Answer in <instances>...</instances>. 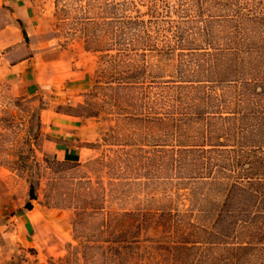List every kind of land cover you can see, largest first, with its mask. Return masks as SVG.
Here are the masks:
<instances>
[{"label":"rangeland","instance_id":"1","mask_svg":"<svg viewBox=\"0 0 264 264\" xmlns=\"http://www.w3.org/2000/svg\"><path fill=\"white\" fill-rule=\"evenodd\" d=\"M178 3L31 0L32 38L0 47V264H225L205 239L228 181L179 179L146 161L203 143L173 133L171 113H218L172 112L167 100ZM124 21L146 25L124 37ZM32 54L33 68L11 69ZM249 258L264 264V251Z\"/></svg>","mask_w":264,"mask_h":264},{"label":"trees","instance_id":"2","mask_svg":"<svg viewBox=\"0 0 264 264\" xmlns=\"http://www.w3.org/2000/svg\"><path fill=\"white\" fill-rule=\"evenodd\" d=\"M176 1L168 50L176 81L169 82L167 100L172 112L186 106L218 113H171L173 133L194 131L203 143L154 150L146 161L179 179L228 181L205 241L218 244L225 264H243L246 253L248 264L252 253L264 251V0ZM145 25L124 21V37ZM219 134L235 145L218 144ZM123 156L117 159L126 161ZM35 200L31 186L29 201Z\"/></svg>","mask_w":264,"mask_h":264},{"label":"crops","instance_id":"3","mask_svg":"<svg viewBox=\"0 0 264 264\" xmlns=\"http://www.w3.org/2000/svg\"><path fill=\"white\" fill-rule=\"evenodd\" d=\"M0 12L7 14L6 21L0 27V47H4V49H12L21 42L25 40L28 41L32 38V35L30 34V32H32L31 26L33 24V9L31 0H0ZM6 55H9V52H7ZM34 59L35 54H32L26 59L13 64L11 69L19 68L23 69V72H27L30 68L35 66L33 64ZM67 77L68 76L65 74H59L57 76V85L60 86L65 84ZM36 80V78L33 79L34 83L31 82L32 85L37 84Z\"/></svg>","mask_w":264,"mask_h":264}]
</instances>
